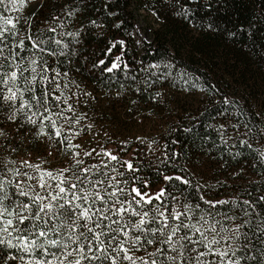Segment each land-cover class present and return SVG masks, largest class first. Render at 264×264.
<instances>
[{
  "label": "trees",
  "instance_id": "obj_1",
  "mask_svg": "<svg viewBox=\"0 0 264 264\" xmlns=\"http://www.w3.org/2000/svg\"><path fill=\"white\" fill-rule=\"evenodd\" d=\"M9 18L15 27L3 24ZM0 27L8 29L0 42V73L17 71L18 79L8 87L24 90L23 99L32 104L31 109L16 111L21 101H4L8 88L0 85V174L10 194L5 205L11 209L13 201L27 202L7 181L19 182L26 191L37 186L38 180L28 177L39 173L29 164L53 174L70 169L64 176L72 183L77 175H87L81 191L98 190L109 208L112 202L107 193L114 187L124 193L138 188L153 197L162 188L160 200L131 205L141 216L147 213L146 220L156 218L145 228L161 226L163 217L157 209L169 217V227L181 221L197 223L203 215L215 224L218 239L231 238L213 246L228 251L225 260L264 264V232L259 230L264 227V200L260 199L264 197V0H26L15 10L5 0L0 5ZM28 87L35 91H27ZM41 89L48 102L37 106L31 97L40 96ZM146 110L152 119L168 116L162 122L164 130L153 139L139 138L136 132L138 118ZM28 116L36 124L29 123ZM47 116L60 129V137L44 119ZM41 127L48 135L41 133ZM76 160L82 163L76 165ZM84 168L90 172H81ZM17 170L20 175L15 174ZM97 180L103 183L95 185ZM48 182L55 186V181ZM35 191L44 194L38 186ZM119 199L131 197L121 194ZM206 201L228 203L212 207ZM102 206L100 202L92 205ZM186 207L187 216L171 219V213L185 212ZM245 209L251 215H245ZM106 215L110 219L101 221L100 227L95 216L88 224L104 233L100 239L108 246L107 253L97 252L101 259L83 264H111L104 255L116 257L117 264H130L123 260V253L113 251L128 238L112 230L128 231L141 217L132 215L131 209L122 216ZM62 220L65 217L54 223L60 226ZM237 226L238 238L231 231ZM80 232L91 236L86 228H77ZM185 232L182 228L177 237ZM53 238L57 237L49 232V239ZM198 238V234L192 237L193 241ZM180 243L185 245L183 256L159 244H144L129 254L143 257L148 264L152 260L172 264L166 256H176L177 264L181 260L196 264L193 257L206 251L200 244ZM158 247L165 252H157ZM85 251L93 254L86 244ZM154 252L155 256L150 255ZM42 259L52 257L45 258L40 250L26 253L0 245V264H35ZM221 259L200 257L206 264ZM136 264L141 260L136 259Z\"/></svg>",
  "mask_w": 264,
  "mask_h": 264
},
{
  "label": "snow or ice",
  "instance_id": "obj_2",
  "mask_svg": "<svg viewBox=\"0 0 264 264\" xmlns=\"http://www.w3.org/2000/svg\"><path fill=\"white\" fill-rule=\"evenodd\" d=\"M7 2L10 3L13 10H15L17 4L23 7L26 0H7ZM4 4L5 0H0V5ZM3 24H11L13 27H15L12 19L10 18L5 19ZM6 31H8L6 27H0V42H3L4 33ZM29 39H31V37H29ZM20 46H22V44ZM0 53H2V50H0ZM32 63L34 64L35 61ZM112 67L115 68L116 65L113 64ZM111 70L112 68L108 69V71ZM31 71L35 72L36 69L32 68ZM17 79V71H12L10 74L0 73V85L7 87L9 93L6 96H2V98L6 102H15L16 100H20L21 107L16 111H22L24 108L31 109L32 104L29 101H25L23 99L24 90L19 88L13 90V88L8 87L9 82L14 84ZM34 82L35 77L32 78V83ZM25 83H29L27 77H25ZM27 91L34 92L35 89L33 87H28ZM0 95H2V93H0ZM31 99L36 101L37 106H40L42 103L46 105L48 102L47 93H45L43 89H41L40 96H33ZM44 110L45 112L49 111L47 107H45ZM14 116L15 114L9 116V119H14ZM41 116H43V113H41ZM44 119H47L51 122V127L55 129V136L60 137L61 131L59 128H56L55 121L52 120L50 116L44 117ZM28 122L31 124H36L37 121L33 119L32 116H28ZM40 131L42 134L48 135V133L44 132L43 127H41ZM68 146L73 147L70 142ZM76 147H78V145H76ZM74 155L79 156V153H75ZM86 155L90 156L91 153H86ZM106 155L109 156L111 160H117V157L111 153H106ZM80 163H82V161H75L76 165H79ZM28 167H34L39 173L38 177L29 176L28 179L31 180L36 178L38 180L37 186L39 189L44 190V194L42 195L35 191V187L37 186H30L29 190L26 191L21 187L19 182L13 184V181H7L9 185H12L16 188V195L27 198V202L24 200L13 201V206L10 209V207L4 203L5 200L10 199V194L4 187L5 177L0 174V245H7L10 248H18L26 253H32L34 250H40L41 255L45 258L48 256L52 257L51 260H38L35 262V264H65L66 261L67 264H83L84 260L94 261L101 259V256L96 255L95 253H107L108 246H106L104 241L100 239L101 235L104 233L96 232L94 228L89 227L88 222H93V217L95 216L96 227H100L101 221L104 219H110L106 213L111 212L113 215L122 216L130 209L132 215L140 216L141 218L137 222L133 223L128 231H124L123 229L112 230L120 231L125 237L128 238L127 240L120 241L113 251L117 252V254L123 253V260L129 261L130 264H136V259H140L141 264H148V261L144 260L143 257L134 258L133 255L129 254L132 249L138 250V246L142 247L144 244L168 245L173 252H177L178 256H183V249L185 245L180 243V241H188L192 244H200L206 249L205 252H197V255L193 257V259L196 260V264H206L205 261L200 260L201 256L206 255H218L222 258L218 262H212V264H240L238 259L235 261L230 258L225 260L224 258L229 257L228 251H221L213 247L214 245H219L221 240H223L225 243H228V240L231 238L220 237L218 239L217 236L219 235V232L215 227V224L210 223L203 215L198 218L197 223L189 224L181 221V223L174 224L173 226L169 227V217L165 216L164 212H160L159 209H157L158 216L163 217V220L160 221L161 226L157 228H145V224L156 222V218L154 217L151 220H146L144 217H147V213H144L143 216H141V213L136 212L135 209H132L131 205L133 203L136 205H140L141 203L151 204L153 199L160 200L161 196L164 195L163 189H161L160 192L153 197L149 196L147 193H142L138 188H132L130 192L124 193L123 189L114 187L112 192L107 193L112 202V206L109 208L106 206L107 202L104 200V196H102L98 190L94 192L81 191L80 185L85 180H89L87 175L83 177L77 175V182L72 183L64 176V172L70 171V169H64L59 173L53 174L52 171H41L39 165L29 164ZM127 167L130 170L132 169V165L130 163L127 164ZM80 171L87 174L90 172V169L84 168L80 169ZM15 174L20 175L18 170ZM24 175H27V173ZM45 177L48 179H45ZM165 179L170 180L172 178L165 177ZM177 179H179V177H177ZM48 180L55 181V186L53 187V185L50 184ZM102 183V180H97L94 182L95 185H101ZM183 183L187 184L188 181L185 180ZM65 184L68 186L65 187ZM121 194H124L126 197L130 196L131 200H120L119 196ZM137 197H139V199H137ZM260 199L264 200V197H261ZM80 201H84V204H88V206L86 207L84 204L79 203ZM97 202H100L101 205L105 206L93 208L92 205H95ZM206 203L210 204L212 207H215L217 203L225 204L228 202L206 201ZM249 203L250 202L247 201L244 202L246 205ZM125 204H127L128 207H125ZM197 207L199 206L197 205ZM252 207L254 209V205ZM187 214L188 209L186 207L185 212L175 211L171 213L170 216L172 220L180 221L181 217L187 216ZM244 214L251 215L247 209L244 210ZM61 216L65 217V220H62L60 226H57L54 221ZM68 220H70L71 223H67L66 221ZM80 220H84L86 223L81 225L79 224ZM26 221L28 222L27 225L24 228H21L20 226L25 225ZM113 223H117V221H113ZM216 223H219V221ZM197 224L200 226H197ZM80 227L86 228L87 232L91 233V236L84 232L77 234V228ZM125 227H127V225ZM239 227L240 226H237L235 229L231 230L237 234L236 238L239 236ZM61 228L64 229V232H61ZM182 228L187 229L188 232H185L184 235L177 237V233ZM165 229H168L167 235H165ZM259 230L264 232V227H261ZM130 231H135L140 234L130 236ZM221 231H229V229L221 228ZM14 232L18 233V235H13ZM49 232H52L57 238L49 239ZM24 233H27V235H24ZM157 233H159L160 236H157ZM149 234L152 236L151 239L148 238ZM197 234L199 238L193 241L192 237ZM209 234H213L211 239H209ZM81 237H83V242H81ZM160 237L163 238L161 239ZM173 237H176V240H173ZM111 239H116V237H111ZM13 240H15L17 243L14 244ZM38 240L40 241L39 243L37 242ZM73 244L76 246L72 247ZM85 244L87 245L88 253H93L92 255H88L86 253ZM126 244L129 245V247H126ZM177 244H179V248H177ZM51 249H57V251H51ZM191 251L196 252L197 250L192 248ZM157 252L163 253L165 252V249L163 247H158ZM156 254L157 253L154 252L150 255L155 256ZM232 255L234 256L235 252H233ZM69 257H72V259L69 260ZM12 258L15 259V257ZM103 259L111 260V264H117V259L114 256L104 255ZM166 259L171 261L172 264H177L176 256H166ZM151 264H157L156 260H152ZM179 264H184V261H179Z\"/></svg>",
  "mask_w": 264,
  "mask_h": 264
},
{
  "label": "rangeland",
  "instance_id": "obj_3",
  "mask_svg": "<svg viewBox=\"0 0 264 264\" xmlns=\"http://www.w3.org/2000/svg\"><path fill=\"white\" fill-rule=\"evenodd\" d=\"M164 119H168L167 115H163L162 117H159L158 119L155 117L154 119L151 118V115L149 114V110L145 111V114L141 115L138 118V128L136 129L137 136L139 138H147V139H153L156 137L157 134H161L162 130H164L165 127H163V123L165 122ZM32 162V161H28ZM162 188H159L161 190Z\"/></svg>",
  "mask_w": 264,
  "mask_h": 264
}]
</instances>
